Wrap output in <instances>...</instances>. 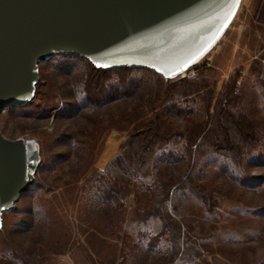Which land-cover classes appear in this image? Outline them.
Masks as SVG:
<instances>
[{"label": "rangeland", "instance_id": "rangeland-1", "mask_svg": "<svg viewBox=\"0 0 264 264\" xmlns=\"http://www.w3.org/2000/svg\"><path fill=\"white\" fill-rule=\"evenodd\" d=\"M259 6L241 0L221 39L173 78L102 71L76 55L41 63L34 99L0 115L1 133L35 138L42 156L34 183L3 215L0 264H264ZM245 124L261 138L247 155L237 150ZM133 153L139 165L151 161L135 185L120 165ZM159 169L186 175L168 202L153 182ZM114 178L120 200L101 186ZM165 214L181 233H164Z\"/></svg>", "mask_w": 264, "mask_h": 264}, {"label": "water", "instance_id": "water-1", "mask_svg": "<svg viewBox=\"0 0 264 264\" xmlns=\"http://www.w3.org/2000/svg\"><path fill=\"white\" fill-rule=\"evenodd\" d=\"M241 0H0V115L31 102L40 64L76 55L96 68L190 69L221 39ZM42 162L35 138L0 132V230Z\"/></svg>", "mask_w": 264, "mask_h": 264}, {"label": "trees", "instance_id": "trees-1", "mask_svg": "<svg viewBox=\"0 0 264 264\" xmlns=\"http://www.w3.org/2000/svg\"><path fill=\"white\" fill-rule=\"evenodd\" d=\"M257 11L258 12L256 13V16H255L256 17V20H258L260 23H263L264 24V0H261V6L258 7ZM116 69L129 70L130 68H116ZM207 69H212V68H207ZM260 69H261V67L259 68V71H261ZM99 70L107 71L109 69H99ZM261 80H262V85H263V88H264V78H261ZM173 105H175V103ZM225 108L226 107L224 105L221 110L224 113L227 112L229 114V116L233 117L232 112L229 111V110H226ZM183 113L184 114H187V113H185V111ZM224 119H225L224 117L219 118V120L221 122H223ZM246 119H247V117H246V115H244V120H246ZM245 125L247 127H244V126L242 127L243 134L246 137V139H245L246 141L244 142L245 145L244 144L241 145V146L239 145L238 148H237V150H239V152L241 153V151L243 149L242 147H244V150L246 151V153H243V154L244 155L245 154L247 155L248 153H251L252 150L255 149L258 146V144L261 141V138L260 137L259 138L258 137L255 138L253 136V133L255 132V130L258 129L257 127H255L256 125L255 126L252 125V124H245ZM204 127H205V125H202L201 131L198 134H201V133L203 134ZM263 130H264V128L261 127V129H259L258 132H263ZM165 138L166 137H163V139H165ZM245 146H248L247 149L245 148ZM163 147H164V144L161 145L160 148H163ZM138 161H139V157L136 156L134 153H133V157H128L127 159L123 157L122 159H120V165L122 167L126 166V167H124L125 168L124 169V173L130 177V179L128 181V184L135 185V184H137L136 182H141L140 179L144 178L145 176H147L146 174H148L149 172H151V170H148V169H147L148 170L147 172L142 171V169L145 168L144 165H149L150 164V162H151L150 160L144 161V163H141V165L138 164ZM106 176L107 175H105V177ZM185 177H186V175L184 176V174L173 175L171 173H166L165 171L159 169L157 171V176H156V178H155V180L153 182L156 183V181H157V182H159V184H161V183L164 184V185L162 184L164 186V193H162V197L164 196L165 201L168 202V200L170 198V194L172 192V189L174 187L175 188H178V186L184 185V183L186 181ZM111 180H113V179H111ZM118 180L119 179H117V178L115 179L114 178V180L111 181L110 185H109V180L107 182H105V183H101V186L105 187V191H106L107 195L109 196L110 200L111 199H115V198H119V200L121 199L120 188L119 187L117 188V186L115 185V184H119L120 187L122 188L121 183L118 182ZM145 189H147V187ZM137 194H138V192H137ZM162 209H163V207H162ZM162 216H163V219H164V227H163L164 233H166V228H170L172 230V232H174V234H177L178 231H180V233H181V230H180L179 227H177V226L176 227H170L169 226L171 224L168 223L166 220H169L170 221V219H168L169 217L166 214L165 215H162ZM170 258L173 260V258H174L173 257V253L171 254Z\"/></svg>", "mask_w": 264, "mask_h": 264}, {"label": "bare ground", "instance_id": "bare-ground-1", "mask_svg": "<svg viewBox=\"0 0 264 264\" xmlns=\"http://www.w3.org/2000/svg\"><path fill=\"white\" fill-rule=\"evenodd\" d=\"M181 74H182V75L186 74V70H184Z\"/></svg>", "mask_w": 264, "mask_h": 264}]
</instances>
